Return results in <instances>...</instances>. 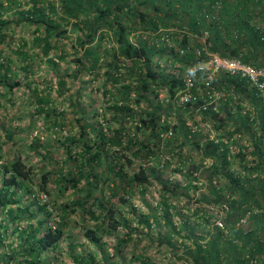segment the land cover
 Returning a JSON list of instances; mask_svg holds the SVG:
<instances>
[{
    "label": "trees",
    "instance_id": "16d2710c",
    "mask_svg": "<svg viewBox=\"0 0 264 264\" xmlns=\"http://www.w3.org/2000/svg\"><path fill=\"white\" fill-rule=\"evenodd\" d=\"M213 0H0V44L10 45L14 41L13 31L16 27H32V37L34 48H39L43 56L49 54L51 50L59 48L62 41L70 39V32L74 34V66L66 70L58 77L56 90L63 93L66 83L78 81L83 73L99 76L100 73L105 77L106 83H119V97L110 96L108 108L113 112L118 120L117 126L113 130H104L102 126L96 128L85 119V114L80 110V96L86 90L83 84H79L77 95L68 98L69 104L78 109L76 114L80 115L77 119L80 127L79 136L67 133L59 139L60 151L46 149L42 154L47 159H55L54 154L62 157L68 156L74 162H79L78 174H61L60 179L64 187H76L83 179L88 195L85 200L93 195V188L98 187L102 175L93 172L94 166L102 163L108 156L112 159L103 170V183L110 189L117 188L119 181L139 185L142 189L150 185L151 172L146 164L152 156L157 155L162 132L167 131L170 126L168 123H161L160 115L165 110H160L154 106V99H157L158 91L166 87L169 94L173 95L176 88L181 83L179 79L178 67L161 66L157 59H172L180 65L190 64L195 58L194 48L182 56L177 55V47L185 45L190 40L185 38H172L174 44L170 48L162 40L158 29L174 26H188L190 30L196 31L198 23V12L203 7L202 4H210ZM11 14L8 15V12ZM208 31L210 42L209 51L221 56L232 57L241 56L242 60L254 66H264V0H226L221 11V20L218 22H202ZM133 37V40H132ZM112 39L113 46L111 54L108 56L107 43ZM27 40L22 39L18 48H27ZM76 44V46H75ZM196 46V41L192 40ZM3 48V47H1ZM81 50V51H80ZM103 52H100L102 51ZM20 64L25 72L32 69L31 55L27 50H19ZM104 55L105 63H103ZM110 57L111 60L108 58ZM156 57L157 59H155ZM60 60H67V56L60 51ZM58 60L50 58L47 65L55 71ZM5 72H0V80L6 84L8 79V64ZM105 67L106 70L101 72ZM18 84H6L9 91H12ZM232 86L241 99L249 101L251 110L242 111L239 104L236 113H228L227 116L234 123V129L227 132L228 136L235 133H248L251 151L248 145H238L236 147L235 158H238V170L234 172L230 169L233 160H229V149L223 141L206 139L201 143L195 141L194 146L200 148L202 145L205 155H211L212 162L208 165V193L203 199L220 203L225 208L224 228H228L233 233V240L224 236V229L215 227L212 233H206L211 240L207 245L200 241L206 237L196 236L190 224L184 223L181 227L172 220V213L169 210V200L176 196L175 189L179 182L173 183V187L168 182L161 180L160 183V202L161 213L154 214L149 210L143 219L138 218V224L130 227L126 238H117V245L114 251L117 253L120 246H124L132 241V234L138 231V227H145L147 234L152 227L161 219V225L171 236L179 235L180 231H185L190 244H184V253L188 257L186 264H264V90H257L244 78L220 73L215 79L213 86ZM33 97L37 100V105L46 103L48 100L38 95V90H33ZM107 86L103 87L102 95H107ZM243 96V97H242ZM240 97V96H239ZM133 102L147 104V111L139 118L135 125L136 132L130 136L125 127V117L137 116L134 112ZM204 102L197 98L196 105L201 106ZM189 105V104H187ZM44 116L51 122L53 127L58 125L63 127V116L54 117L55 112L46 108ZM209 117L215 116V111L211 106L203 111ZM180 117V116H179ZM181 118V117H180ZM179 118V119H180ZM219 121V120H217ZM223 122V121H221ZM251 124L253 126H251ZM149 128V133L143 130ZM94 132L93 139L87 138L88 130ZM185 129L184 121L180 120L179 129ZM107 131H112L109 136ZM142 138L137 139V133H143ZM185 137L190 138L188 129L181 131ZM146 135V136H145ZM9 136V135H8ZM126 139V145L122 143ZM36 148L41 146L39 139L33 141ZM119 146L122 152L111 153V147ZM129 150L128 154L126 151ZM113 152L117 151L115 148ZM248 151V152H247ZM37 153H40L37 151ZM252 155V160L248 161L247 155ZM59 154V155H58ZM116 158V161L113 159ZM233 158V159H235ZM66 159V158H65ZM123 159V162H119ZM138 161V168L132 172V177L126 180L124 167ZM64 162V161H63ZM145 164V166L143 165ZM240 166V170H239ZM192 167H197L193 165ZM87 168V169H86ZM51 170L41 173L39 178L41 188H45ZM35 176L33 170L20 156L12 161L0 163V213H5L11 221V228L8 224H0V264H43L41 256L50 248L55 247L63 236V224L67 211L74 210L77 201L71 205L60 206L62 212V223L57 224L53 229L42 227L45 220H35L37 213L44 211L43 206L31 209L33 202H23V194L18 195V190L23 189L30 193V185ZM215 178H225L226 184L219 185ZM127 181V182H126ZM78 188V187H76ZM61 191V190H60ZM101 194L104 193L102 189ZM143 193V191H142ZM112 196L115 193L112 192ZM212 199V200H211ZM79 202V206L98 220L102 219L101 225L108 232L115 233L118 228L127 226L125 216L118 210L117 205L104 197H93L92 206L84 205ZM126 198H121L125 203ZM16 205V206H14ZM18 212L16 213V211ZM42 211V212H39ZM98 211V214L96 212ZM44 216V217H47ZM246 217V222L250 227L245 231L237 226ZM125 220V221H124ZM24 221L22 226L20 223ZM128 221V220H127ZM104 223L105 225H103ZM159 224V223H158ZM87 228L84 236L95 244H100L101 238L95 229ZM10 231V232H9ZM17 232V244L13 242L5 244L9 236ZM141 235L139 234L138 240ZM169 236L156 237L159 244L166 240L175 252L169 241ZM115 252L111 256L115 257ZM121 255V254H120ZM133 254L132 259L135 264H152L150 258ZM78 257V258H77ZM76 261L82 264H89L85 256H77ZM142 257V259L140 258ZM113 260V258H112ZM107 264V263H106ZM112 264V263H111Z\"/></svg>",
    "mask_w": 264,
    "mask_h": 264
},
{
    "label": "rangeland",
    "instance_id": "374dc122",
    "mask_svg": "<svg viewBox=\"0 0 264 264\" xmlns=\"http://www.w3.org/2000/svg\"><path fill=\"white\" fill-rule=\"evenodd\" d=\"M10 14L11 11L8 12V15ZM31 29L30 25L16 27L12 34L15 40L8 46L0 44V64H8L10 68L6 84L18 82L17 86L12 91H9L6 84L0 80V163L12 161L15 157L20 156L33 170L35 178L30 185L32 191L28 193L23 189H19L18 195L23 194L24 198L23 202L18 205L33 202L31 209L41 205L46 208L44 211H48L49 215L39 211L42 212L43 216L37 213L35 220L32 219L29 222L36 224L37 220H45V224L42 227L53 229L63 221L60 206L64 204L71 205L73 201H77V204L74 205V210L69 209L65 215L64 232L61 240L55 247L50 248L41 256L42 263L82 264L76 261V257L85 256L89 264H135L137 261L131 258L133 254H138V256L142 257L144 256L143 254H146L152 264H186L185 260L188 257L184 253V244L189 245L191 240L186 237L183 230L177 236H170L166 228L161 225V219L158 221L159 224L156 223L152 227L149 235L145 227L139 226L138 231L132 234V241H129L124 246H120L121 248H118L117 253L114 251L117 245V238H126L130 227L136 226L139 223L138 218L143 219V216L147 215L149 210L154 208L152 210L154 214L162 212L161 206H158L160 202V183L157 176L161 177V180L168 182L170 187H173V183L175 182L180 183L176 185V196H173L169 200L171 217L178 228L182 224L188 223L196 236H203L208 232L212 233L215 230L214 228L218 227L224 229V236L226 238L233 240L235 238L234 234L230 233L228 228H224V206L213 202L212 199L210 202L203 199V196L207 195L209 189L207 180L209 169L207 170V166L211 164L213 157L205 155L202 145L200 148H196L194 142L200 141L204 144L206 139L225 142L229 149L228 158L231 161L233 160L230 169L233 172L238 170V158H235L236 147L238 145H248L247 148L251 151L250 137L245 132L228 136L227 132L234 129V123L229 119L227 114H235L236 107L239 104L242 107L241 112L248 111V109L251 110L249 101L241 99V95H237L232 86L214 85V92H218V94L224 93V95L212 101L211 110L215 111L216 115L209 117L203 112L204 109L196 105L195 102L185 106L176 101L170 103L171 105L167 104L164 97L169 92L166 87H161L158 93H161V99L164 101H160V97L157 96V99H154L156 101L153 105L159 107L160 110H165L161 112L160 122H166L170 126L167 131L161 133L163 136L159 149H157V155L152 156L146 164L147 169L151 172L150 177L153 182L142 189L139 185L124 184L119 181L120 184H118L117 188L110 189L102 181L104 177L102 172L108 163L112 161L108 156L102 160L101 164L94 166L93 172L101 174L102 179L100 177L98 187L93 188V195L85 200L88 190L85 187L83 179L76 186L78 188L73 186L64 187L60 179L61 174H67L71 171L72 174H78L79 162L72 161L66 154L62 155V157L54 154L55 159H47L42 154L46 153V149H52L54 152L55 150L60 151L58 140L62 139L67 133L79 136L81 129L78 125L83 123L77 122L76 118L80 116L76 114L78 109L73 108L68 102L69 96L78 94L79 84L77 82L83 84L86 88L84 95L80 96L79 100L80 110L85 114V119L96 128L102 126L104 130L106 128L113 130L117 126L119 119L115 117L108 106L110 102H113L110 96L119 97L121 84L106 83L105 77L101 73L96 77L84 72L77 82L69 79L63 93H59L56 90L58 77L74 66V50L76 48L70 47V45L74 44V34L70 32L69 40L62 41L59 48H55L48 55L43 56L39 48H34ZM22 39L27 40V48H18V44H20ZM112 42L111 39L107 43V47H109L107 48L108 56L112 52V48H110L113 46ZM21 49L27 50L31 55L32 69L27 72L20 67V64H24L19 59L20 55L18 52ZM60 51L63 55L67 56V60H60ZM100 52H103V50ZM50 58L58 60L55 71L47 65V61ZM102 58L103 63H105L107 58L104 55H102ZM108 58L111 60L110 57ZM154 58L157 59L156 57ZM157 60L160 61L163 67H172L174 63L179 65L178 62H173L172 59L166 60L164 57ZM187 65H179V76L187 68ZM6 68V66H2L0 72H5ZM105 70L106 68L104 67L101 72ZM105 86H107L108 90L106 96L102 95V89ZM35 89L38 90L39 96L48 100L46 103L37 105V100L32 94ZM194 92H196L198 98H201L204 93L201 77L197 78ZM132 106L135 108L134 112L137 116L131 118L125 117V127L130 136L136 132L135 124L139 122V118L143 116L148 108L145 102H133ZM46 108H50L55 112L54 117L63 116V127L59 125L53 127L51 125V122L44 116L43 110ZM180 120L184 121L186 128L180 129L177 133L172 126H175L176 130L179 129ZM251 126L253 125L251 124ZM186 129L190 131V138L185 137L181 132ZM86 130H88L87 138L93 139L94 132L90 131L89 127H86ZM143 130L148 135L150 129H145L143 126ZM169 130L172 132L171 135L167 133ZM107 132L109 136L113 134L112 131ZM144 132L137 133L136 138H142ZM36 138L39 139L41 144L39 148L33 145V141ZM125 142L126 139L122 143L123 147L126 145ZM115 148L117 151L113 152L112 150ZM110 150L113 155H119L122 152L119 146H113ZM37 151L40 153H37ZM126 152L130 153L129 150ZM247 159L248 161L252 160L250 153H248ZM113 160L116 161V158ZM119 162L122 163L123 159ZM138 164V161L135 159L132 164L124 167L126 180L132 177V172L138 168ZM143 165L145 166V164ZM193 165L197 167H192ZM47 170H51V173L48 179H46L47 184L43 189L40 186L39 178L41 173ZM215 180L219 185L226 184L225 178H215ZM101 189L104 191L103 194L100 192ZM112 192L115 193V196L111 197L110 194ZM104 196L117 205L118 210L122 213V216H125L128 224L127 226L118 228V231L115 233L108 232L101 225V222H103L101 218L96 220L79 206V202L83 203L84 200V205L86 207L90 206L93 202V197L102 198ZM121 198H126L127 201L123 203L121 202ZM96 214H98V211ZM46 215L47 217H44ZM219 222L222 224V227L217 224ZM0 224H8L10 228L12 226L11 221L6 217L5 213H0ZM20 224L23 226L25 223L21 221ZM102 224L105 225L104 223ZM95 226L100 227L95 229L96 234L101 238L100 244H95L84 236V231L87 228L94 229ZM237 226L245 231L251 225L246 222L245 217ZM139 234L144 235L140 237V239L144 237L142 240H138ZM158 236H169L168 239L172 247L175 248V252L166 240L159 244L156 239ZM210 240L211 238L206 235L200 242L207 245ZM4 241L5 244L13 242V245H16L18 241L17 232H14L12 236H9ZM112 252H115V257L111 256ZM142 257L140 258L142 259Z\"/></svg>",
    "mask_w": 264,
    "mask_h": 264
},
{
    "label": "built area",
    "instance_id": "2783aa9c",
    "mask_svg": "<svg viewBox=\"0 0 264 264\" xmlns=\"http://www.w3.org/2000/svg\"><path fill=\"white\" fill-rule=\"evenodd\" d=\"M225 1L213 0L210 4H202L203 7L198 12L199 26L196 31L190 30L188 26L174 25L166 28L160 27L158 29L157 33H160L162 40H164L168 48L174 45L172 38H183L184 36L190 40V43L187 41L185 45L177 47L178 56H182L194 48L193 55L195 58L179 76L181 81L180 86L177 88L175 94L170 95L167 93L164 97L167 104L176 101L185 106L196 102L198 95L194 90L196 88L197 78L201 77L204 86V93L201 99L204 103L201 104L200 108L205 110L207 106H211L213 100L224 95V93L218 94V92H214L213 89V83L220 73L244 78L250 86L260 91L264 90V66H254L246 63L240 55L225 57L209 51L210 42L208 40V31L201 24V21L218 22L221 20V11ZM192 40L196 41V46L192 44ZM173 65L179 68L180 63L179 65L176 63ZM158 96L160 97V101H164L161 99V93H158ZM167 133L169 135L172 134L171 130ZM217 224L222 227L220 222Z\"/></svg>",
    "mask_w": 264,
    "mask_h": 264
}]
</instances>
